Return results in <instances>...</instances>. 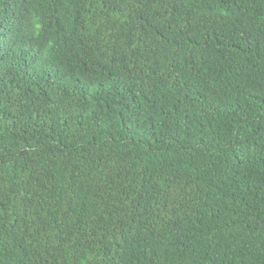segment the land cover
Instances as JSON below:
<instances>
[{"label": "trees", "instance_id": "1", "mask_svg": "<svg viewBox=\"0 0 264 264\" xmlns=\"http://www.w3.org/2000/svg\"><path fill=\"white\" fill-rule=\"evenodd\" d=\"M0 264H264V0H0Z\"/></svg>", "mask_w": 264, "mask_h": 264}]
</instances>
